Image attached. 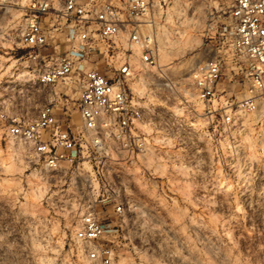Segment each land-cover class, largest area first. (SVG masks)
<instances>
[{
	"label": "rangeland",
	"instance_id": "374dc122",
	"mask_svg": "<svg viewBox=\"0 0 264 264\" xmlns=\"http://www.w3.org/2000/svg\"><path fill=\"white\" fill-rule=\"evenodd\" d=\"M27 1L0 0V264H98L75 238L87 212L108 224L98 242L111 247V264H264V110L223 121L248 85L227 0H148L145 14L127 18L153 49V63L143 65L132 45L126 81L143 149L103 137L55 169L9 133L54 93L78 96L76 85L38 81L66 46L62 35L24 44ZM208 60L219 62L221 76L206 101L192 73ZM106 61L100 55L95 66L110 77Z\"/></svg>",
	"mask_w": 264,
	"mask_h": 264
},
{
	"label": "built area",
	"instance_id": "2783aa9c",
	"mask_svg": "<svg viewBox=\"0 0 264 264\" xmlns=\"http://www.w3.org/2000/svg\"><path fill=\"white\" fill-rule=\"evenodd\" d=\"M123 2L122 8L114 0L27 1L21 34L24 44L38 48L55 43V36L62 35L66 46L64 54L39 73L38 81L47 86L63 82L68 90L72 89L70 84L78 88L75 100L66 91L54 93L35 118L9 127L11 136L26 143L47 168L75 162L88 145L99 143L103 137L125 140L124 145L131 150L143 149L144 140L134 131V122L141 119V114L126 81L134 71L129 59L132 45L138 47V61L143 65L153 63V49L149 36L138 33L127 18L145 14L148 0ZM227 2L232 18L231 45L247 59L248 85L233 114L224 115L225 123L232 122L235 114L258 111L260 104L264 110V0ZM122 33L126 35L127 47L118 58L116 42ZM100 55L107 65L113 63L109 66L110 77L95 66ZM220 76L216 60L204 62L192 73L201 100L214 98ZM69 100L73 101L72 106ZM72 107L78 113L79 123L74 121ZM115 209L121 212L122 205L117 204ZM109 230L108 224L91 212L81 217L75 230V238L87 246L88 258L98 264L112 262L111 247L98 242Z\"/></svg>",
	"mask_w": 264,
	"mask_h": 264
}]
</instances>
